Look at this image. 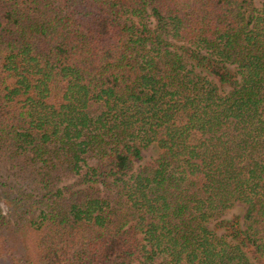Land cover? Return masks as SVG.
<instances>
[{"label": "trees", "instance_id": "1", "mask_svg": "<svg viewBox=\"0 0 264 264\" xmlns=\"http://www.w3.org/2000/svg\"><path fill=\"white\" fill-rule=\"evenodd\" d=\"M0 264H264V3L0 0Z\"/></svg>", "mask_w": 264, "mask_h": 264}, {"label": "rangeland", "instance_id": "2", "mask_svg": "<svg viewBox=\"0 0 264 264\" xmlns=\"http://www.w3.org/2000/svg\"><path fill=\"white\" fill-rule=\"evenodd\" d=\"M256 3L258 6H261L264 3V0H256ZM209 77L213 78V76L211 75H209ZM225 90L228 91V88H226ZM160 153L161 152L155 147H151L147 149L146 151L143 152V160L136 162L137 163L136 168L150 164L152 161H154L156 158L159 157ZM1 207L3 209V212L7 214V207L5 206L3 202L1 203ZM246 211H247V206L245 204L236 203L233 209L229 210L221 217V220L238 222L240 223V225L243 226L244 216L246 214ZM216 223L217 221H213L211 223V227L213 229H216L220 234H222L224 231L218 230L216 228ZM24 242H25V245H30V242L28 240L26 241L24 239Z\"/></svg>", "mask_w": 264, "mask_h": 264}]
</instances>
